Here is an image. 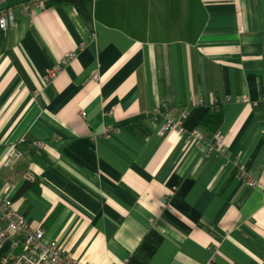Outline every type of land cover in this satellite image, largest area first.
Listing matches in <instances>:
<instances>
[{"label":"crops","instance_id":"crops-1","mask_svg":"<svg viewBox=\"0 0 264 264\" xmlns=\"http://www.w3.org/2000/svg\"><path fill=\"white\" fill-rule=\"evenodd\" d=\"M25 1L0 0V196L79 264H264V0Z\"/></svg>","mask_w":264,"mask_h":264},{"label":"built area","instance_id":"built-area-1","mask_svg":"<svg viewBox=\"0 0 264 264\" xmlns=\"http://www.w3.org/2000/svg\"><path fill=\"white\" fill-rule=\"evenodd\" d=\"M47 0H27L24 2L25 11H29L32 7H39L45 4ZM16 22L15 15L11 9L0 8V27L7 28ZM73 54H69L68 58H72ZM59 67L50 70L45 76V82L51 83L58 71ZM94 79L99 80L100 77L96 73ZM247 100V99H246ZM86 113H82L85 115ZM180 125V120H166L163 125V131L167 132ZM214 144L216 148L223 146L222 137L215 135ZM34 146L38 149L43 148L44 142H36ZM22 153L13 148L9 153V162L13 157H20ZM253 183V182H252ZM0 222L5 224V229L0 230V249L6 241H11L12 252L5 254L6 258L2 261L9 264H79L71 254L65 252L57 241L47 239L45 231L37 227H33L29 222L20 216L12 207L11 200H0ZM14 250V251H13ZM17 251V252H16Z\"/></svg>","mask_w":264,"mask_h":264},{"label":"trees","instance_id":"trees-1","mask_svg":"<svg viewBox=\"0 0 264 264\" xmlns=\"http://www.w3.org/2000/svg\"><path fill=\"white\" fill-rule=\"evenodd\" d=\"M73 1V0H66ZM223 120V103L217 100L212 106H209L199 122V129L207 140L212 139L218 132ZM0 264L2 263L0 260ZM9 264V263H7Z\"/></svg>","mask_w":264,"mask_h":264},{"label":"rangeland","instance_id":"rangeland-1","mask_svg":"<svg viewBox=\"0 0 264 264\" xmlns=\"http://www.w3.org/2000/svg\"><path fill=\"white\" fill-rule=\"evenodd\" d=\"M20 157H21V156H20ZM16 158H19V157H13V159H16ZM0 200L4 202V200H6V198H2V197L0 196ZM5 224H6V223H5ZM5 224H3L2 222H0V230L6 228V227H5ZM31 226H32V225H31ZM37 228H39V229H43V228H41V227H37ZM43 230H44V229H43ZM11 243H12L11 241H6V243L3 244V247H2L0 250H2V249H6L7 246H8V248H9V246H10ZM8 248H7V250H8ZM7 250H6V252H7ZM13 251H14V250H13ZM5 254H7V253H5ZM5 254L2 256V259H3V260H5V258H6V255H5ZM1 262H2V263H5V262L2 261V260H1ZM5 264H7V263H5Z\"/></svg>","mask_w":264,"mask_h":264}]
</instances>
